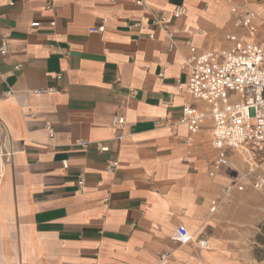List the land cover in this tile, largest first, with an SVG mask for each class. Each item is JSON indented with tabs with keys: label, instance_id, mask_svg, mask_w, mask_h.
<instances>
[{
	"label": "crops",
	"instance_id": "obj_1",
	"mask_svg": "<svg viewBox=\"0 0 264 264\" xmlns=\"http://www.w3.org/2000/svg\"><path fill=\"white\" fill-rule=\"evenodd\" d=\"M135 1L0 0V264H156L166 251L169 264L252 258L244 248L264 222V196L245 190L253 180L224 197L238 154L215 166L211 121L193 135L178 123L183 104H205L176 89L187 80V42L223 48L239 0ZM248 1L258 32L264 0ZM177 6L186 15L173 21ZM161 16L177 32L174 51L151 25ZM179 226L208 249L176 244Z\"/></svg>",
	"mask_w": 264,
	"mask_h": 264
},
{
	"label": "built area",
	"instance_id": "obj_2",
	"mask_svg": "<svg viewBox=\"0 0 264 264\" xmlns=\"http://www.w3.org/2000/svg\"><path fill=\"white\" fill-rule=\"evenodd\" d=\"M135 3L138 6L144 5L141 0H136ZM46 8L50 10L51 3L47 2ZM229 11L232 15V31L224 35L225 46L219 50L198 51L195 46L187 42L189 55L181 65L187 80L185 85L181 83L176 85L178 92L184 90L193 100L205 104L204 112L187 103L183 104L178 123L193 135L205 119L211 121V146L217 152L215 159L217 167L230 166L226 157L227 150L240 155L250 153L248 145L256 151L264 150V44L257 42L258 15L249 8L248 0H239V4H232ZM185 15V7L177 6L172 10L170 17L173 21H178ZM151 25L163 33L169 51L177 49V32L171 27L166 16L152 17ZM39 26L38 21L31 23L32 28ZM49 26L54 27L55 22L52 20ZM135 26L142 29L140 23ZM103 31L104 23L90 32ZM200 34L204 32L201 31ZM148 38L153 40L154 36L150 34ZM0 52L2 55L7 53L5 43L0 48ZM159 77L162 78L163 74ZM156 124H159V121ZM123 125L122 117H113L112 126L121 130ZM48 133L52 140L53 134L50 128ZM80 145L85 147L86 143L81 141ZM97 148L100 151L106 150L100 146ZM62 166L67 167L66 161L62 162ZM116 168L117 163L110 162L107 172L113 173ZM253 172L252 167L248 169V173ZM77 183L81 188L84 179L80 178ZM251 186L255 190L264 192V177H256ZM243 190L244 183L242 178L238 177L226 185L223 195L230 197L234 191ZM218 205V202L212 201L209 212L214 213ZM172 240L179 246L192 244L200 250L208 249L207 241L195 239L182 226L176 228ZM171 255L168 251L164 252L156 264H169Z\"/></svg>",
	"mask_w": 264,
	"mask_h": 264
},
{
	"label": "rangeland",
	"instance_id": "obj_3",
	"mask_svg": "<svg viewBox=\"0 0 264 264\" xmlns=\"http://www.w3.org/2000/svg\"><path fill=\"white\" fill-rule=\"evenodd\" d=\"M257 40H260L261 42L264 43V26H261L258 29L257 32ZM256 153H248V154H244V155H240L238 154V157H236V159L232 160L233 164L236 167L233 168L235 172V175L237 174V177L242 178V182L247 183V182H252L253 180L256 179V177L261 176L264 177V154L260 153L257 154ZM253 168L254 172L253 173H248V169L249 168ZM239 172V173H238ZM245 190H252L255 192L256 196H264V192L258 191L253 189L252 187H250L249 185H246ZM261 209L264 212V203L260 204ZM261 223H256L253 227H250V232L251 235L249 236L248 240L245 243V248L244 251L246 253V255L248 256V253H250V256H252V258H246L244 260V264H260L258 262L255 261V259L253 258V249H254V238L256 233L258 232V225ZM246 234H250L247 233ZM264 264V263H261Z\"/></svg>",
	"mask_w": 264,
	"mask_h": 264
},
{
	"label": "trees",
	"instance_id": "obj_4",
	"mask_svg": "<svg viewBox=\"0 0 264 264\" xmlns=\"http://www.w3.org/2000/svg\"><path fill=\"white\" fill-rule=\"evenodd\" d=\"M253 258L258 263H264V222L258 225L254 238Z\"/></svg>",
	"mask_w": 264,
	"mask_h": 264
}]
</instances>
